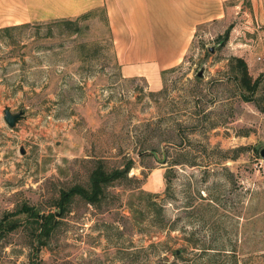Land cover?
Here are the masks:
<instances>
[{
  "label": "rangeland",
  "instance_id": "rangeland-1",
  "mask_svg": "<svg viewBox=\"0 0 264 264\" xmlns=\"http://www.w3.org/2000/svg\"><path fill=\"white\" fill-rule=\"evenodd\" d=\"M225 6L151 76L123 75L103 8L0 33V264H264V0ZM99 161L128 178L60 206ZM23 205L59 221L41 249Z\"/></svg>",
  "mask_w": 264,
  "mask_h": 264
},
{
  "label": "crops",
  "instance_id": "crops-1",
  "mask_svg": "<svg viewBox=\"0 0 264 264\" xmlns=\"http://www.w3.org/2000/svg\"><path fill=\"white\" fill-rule=\"evenodd\" d=\"M99 8L124 76H151L182 63L198 28L226 16L225 0H0V29L70 19Z\"/></svg>",
  "mask_w": 264,
  "mask_h": 264
},
{
  "label": "trees",
  "instance_id": "trees-1",
  "mask_svg": "<svg viewBox=\"0 0 264 264\" xmlns=\"http://www.w3.org/2000/svg\"><path fill=\"white\" fill-rule=\"evenodd\" d=\"M92 13L93 11L86 12L82 15H79L75 19H60V23L74 25L77 24L82 19L87 18ZM16 27L19 26L5 27L3 29H0V33L2 31H8ZM73 29L74 31H76L78 28L76 26ZM229 33H230V28L226 31L224 40L228 39ZM233 61H235L233 71L236 73H242L245 80L249 81L250 79L248 78L247 75L248 73L247 65L244 62V60L239 57H234ZM131 167L132 165H127L124 168L118 167L108 170L106 169L105 165L101 161H99L97 165L94 167V169L91 171L88 182L84 184L77 183L70 186L67 189L62 190L60 197L58 199V203H60V206H65L66 209L68 210L71 203L77 197H79L85 200L87 203L96 205L102 200L103 196L105 195L107 186L115 185L117 182L125 178H128ZM20 213H25L28 216V218L33 221L35 227L34 237L40 246L39 248L41 249V247L44 246L46 243L47 235L45 234V232H48L50 230L51 225L53 224L55 225L59 221H57V218L53 213L50 212L40 213L35 208L31 209L27 205L25 206L23 205L21 206V208H19L18 214ZM13 218H14L13 216H5L0 221V230L1 228L4 229V231L7 230L5 229V226H8V223H11V226L8 228L9 231L15 230L18 227H20V225H16V222Z\"/></svg>",
  "mask_w": 264,
  "mask_h": 264
},
{
  "label": "water",
  "instance_id": "water-1",
  "mask_svg": "<svg viewBox=\"0 0 264 264\" xmlns=\"http://www.w3.org/2000/svg\"><path fill=\"white\" fill-rule=\"evenodd\" d=\"M4 112V118L11 127H14L21 119L25 117L24 109H20L19 111L13 112L10 107H6ZM260 155L264 159V147L260 150Z\"/></svg>",
  "mask_w": 264,
  "mask_h": 264
}]
</instances>
